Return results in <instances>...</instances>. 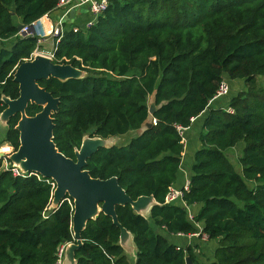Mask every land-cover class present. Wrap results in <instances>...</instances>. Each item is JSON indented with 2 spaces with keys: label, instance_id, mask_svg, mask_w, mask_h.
Here are the masks:
<instances>
[{
  "label": "trees",
  "instance_id": "trees-1",
  "mask_svg": "<svg viewBox=\"0 0 264 264\" xmlns=\"http://www.w3.org/2000/svg\"><path fill=\"white\" fill-rule=\"evenodd\" d=\"M57 1L0 0V40L15 38L11 48L0 47V98H18L13 74L36 47L35 38L16 37L13 18L29 25ZM74 27L66 28L53 62L86 76L38 85L60 100L53 142L66 158L75 160L85 135L106 140L139 132L126 145L100 148L84 169L94 179L117 178L133 201L155 199L153 227L129 205L116 207L134 238L135 264H185L186 257L199 264L193 248L172 241L196 233V226L180 203L165 198L184 151L176 126L188 129L205 112L183 202L200 206L193 221L217 241L209 264H264V0H114L92 28L74 33ZM222 81H243L247 88L229 101L232 113L210 106ZM40 111L29 105L26 115ZM19 118H10L0 138L13 151ZM239 143L241 173L225 155ZM51 183L0 170V264H55L58 248L74 242L72 206L64 201L49 211ZM119 236L109 217L89 221L77 264H129Z\"/></svg>",
  "mask_w": 264,
  "mask_h": 264
},
{
  "label": "water",
  "instance_id": "water-1",
  "mask_svg": "<svg viewBox=\"0 0 264 264\" xmlns=\"http://www.w3.org/2000/svg\"><path fill=\"white\" fill-rule=\"evenodd\" d=\"M69 17H74V11ZM22 27L23 25H20L17 30ZM27 38L31 37L28 35L21 39ZM85 76V72L69 64L54 63L53 58L41 54L34 55L17 66L13 82L18 85V98H0L4 105V110L0 113V124L7 129L10 118L20 116L15 126L19 133V147L8 155L7 159L22 173L54 183L49 211H53L64 201L72 202L71 232L74 242L66 246L62 264H77L75 252L82 246L81 233L87 223L95 220L100 214L109 217L112 224L120 230V247L125 255L134 257L136 261L134 238L120 225L116 207L129 205L134 213L148 219L153 227L150 212L157 205L155 199L150 196L139 197L133 201L118 185L117 178L94 179L84 170L92 155L100 148L117 145L118 137L102 140L85 135L80 148L74 153L75 160L66 158L53 142V115L59 109L60 100L40 88L38 82L48 79L65 82ZM29 105L40 107L41 111L32 117L27 116L26 109ZM153 111L151 108L149 114L152 115ZM145 127L151 128V124L146 123ZM2 158L3 153H0V159ZM185 264L193 263L186 257Z\"/></svg>",
  "mask_w": 264,
  "mask_h": 264
},
{
  "label": "built area",
  "instance_id": "built-area-1",
  "mask_svg": "<svg viewBox=\"0 0 264 264\" xmlns=\"http://www.w3.org/2000/svg\"><path fill=\"white\" fill-rule=\"evenodd\" d=\"M113 1L114 0H58L55 8L51 12H53L54 10H64V14L62 15V17L58 21H56L54 26H52L49 29V31H46L48 29H46L45 26H43V21L47 20L48 15L51 12H49L48 14L44 15L43 17L37 19L36 21L32 22L29 25H23L22 29L17 31L16 37H18V38H25L26 36L29 35L30 37L36 39V48L32 52V55L30 56V58L27 60H30L34 55H37V54H41V55H45V56H48L50 58H53L54 51L56 50L58 43L63 38L64 33L66 31V27H65L66 19L69 17V15L72 11L75 12V9L81 8V7H86L88 9V11L91 14V16L93 17V19L86 22V24L84 26V30H87V29L92 28L96 24L97 19L104 13V11L108 8V6ZM43 18H44V20H43ZM79 30L80 29L77 27L73 28L74 33H77ZM47 39H51L53 41V44H54L53 53H50V54L43 53L39 50L40 46L43 45V42L46 41ZM228 93H229V85L226 81H222L219 84V87H218V90H217V93H216L214 99L227 96ZM3 107H4V105L0 100V113H1ZM227 112L232 113V110L229 108V109H227ZM192 121H193V119L191 120V122ZM155 123H156V121L152 120V124L155 125ZM176 130H177L179 136L182 139H184L185 138L184 134H185L186 129H184L180 126H176ZM12 152H13V149L8 154L1 152V153H3V158L1 159L2 160V164H1L2 170L10 172L13 177L28 178V177L32 176L31 174H28V173H22L18 168L14 167L9 162V160L7 159V156L10 155ZM51 186L54 189V183L53 182L51 183ZM188 189H189V181L185 182V184L181 190H176L172 187L169 188V191H168L166 198H165V203H167V204L180 203L185 208V210L187 211L188 220L190 222H192L197 228L196 233H194L192 235H187V237L198 238L200 241L206 242L208 240L207 235L202 233V228H201L200 224L195 223L193 221L194 215L190 212V207L186 206V204L183 202V194L185 191H188ZM67 202L69 203V205L72 206L70 201H67ZM179 237H186V235H179ZM68 244L69 243H65L58 248L57 253H56L55 264H62L63 263L65 248Z\"/></svg>",
  "mask_w": 264,
  "mask_h": 264
},
{
  "label": "crops",
  "instance_id": "crops-1",
  "mask_svg": "<svg viewBox=\"0 0 264 264\" xmlns=\"http://www.w3.org/2000/svg\"><path fill=\"white\" fill-rule=\"evenodd\" d=\"M54 11H56V10H54ZM61 11H62V13H60L59 16H57V15L52 16L53 12H51V13H49L47 20H44V18H43V20H44L43 26H45V28L48 29L46 31H49V29L52 26H54L56 21H58L62 17V15L64 14V10H61ZM77 15L79 16V14H77V12H74V17L73 18L68 17L66 19V21H67L66 23L69 25H73L72 24L74 22L73 20L77 17ZM91 19H93V17L90 14V17L87 19V21H85V23H83V26H85L86 22L90 21ZM70 20H72V22H69ZM78 22H81V20L78 19ZM13 23L17 26V28L20 25H22L21 20L17 17L13 18ZM74 26L81 29L80 27H78L76 25H74ZM83 29H84V27H83ZM47 41H45V43ZM14 43H15V38L9 39L7 41H1L0 40V47L11 48L14 45ZM42 47H43V45L40 46V49ZM43 53H45V51H43ZM51 53H53V51ZM31 55H32V53H31ZM210 106H212L216 110L217 109H223V110L227 111V109H229V101L221 102V101H219V98H216L210 102ZM206 115H207V112H205L201 116L193 119V121L191 122V126L188 129H186V131H185V138H184L185 140L183 142L184 151L182 154L181 165H180V168L178 170L176 182L172 186V188H174L176 190H181L183 188L185 182L189 181V178L191 176V169L193 166L194 154L197 150H199L201 148L199 136L201 135V133L204 132L203 122H204ZM137 135H139V132H135V137ZM199 208H200V206L190 207V212L194 215L195 213L198 212ZM172 241H173V244L176 245L177 247H181V248L191 247V248H193L194 254H195L199 264H203L206 262V260L208 261L209 259H210L209 263L214 261V252H215V249L217 247V241L207 240L206 242H202L198 238H189L187 236L186 237H173ZM126 256H127V261L129 264H135V258L134 257L128 256V255H126Z\"/></svg>",
  "mask_w": 264,
  "mask_h": 264
},
{
  "label": "rangeland",
  "instance_id": "rangeland-1",
  "mask_svg": "<svg viewBox=\"0 0 264 264\" xmlns=\"http://www.w3.org/2000/svg\"><path fill=\"white\" fill-rule=\"evenodd\" d=\"M75 12H77V14H79V16L77 15V17L73 20L74 22L72 24L83 29V27H84L83 23H85V21H87V19L90 17V13L86 9V7L77 8V9H75ZM60 13H62L61 10H56L52 13V16L53 15L59 16ZM78 19H80L82 23L78 22ZM69 22H72V20H70ZM70 26L71 25H69L67 23L65 24L66 28H68ZM47 40H46L47 41L46 43H45V41L43 42V47L41 49L39 48V50L42 52L45 51V53L50 54L53 51L54 44H53V41L51 39H47ZM261 83L264 86V79H261ZM228 84H229L230 91L227 94V96L219 98V101H221V102L230 101L233 97L237 96L239 93H243V92L247 91V88L244 85L243 81H229ZM152 101H153L152 97L151 96L148 97L147 104L149 107L152 106ZM5 131H6L5 126L0 124V138L3 139ZM134 137H135V131H131V132L127 133L126 135L120 136V137H118L119 140L117 142V145H119V146L120 145H126ZM184 137H185V134H184ZM184 140L185 139H182V142H184ZM243 146H244V143H239L235 148L229 149L225 152L226 157L233 164L234 169L237 173H241V167L239 166L238 160L242 156ZM11 151H12V147L7 145L6 143H3V141H2V143L0 144V153L4 152L5 154H8ZM0 170H2V168H0ZM248 186L251 187L252 184L249 183ZM209 260L208 261L206 260V262L203 264H209Z\"/></svg>",
  "mask_w": 264,
  "mask_h": 264
}]
</instances>
